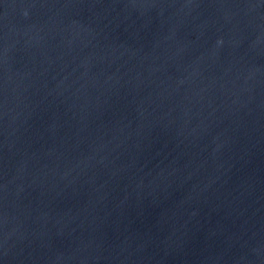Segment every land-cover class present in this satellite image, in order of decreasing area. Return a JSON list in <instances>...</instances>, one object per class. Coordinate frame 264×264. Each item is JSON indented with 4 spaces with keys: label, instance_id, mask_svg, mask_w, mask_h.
Returning a JSON list of instances; mask_svg holds the SVG:
<instances>
[{
    "label": "water",
    "instance_id": "1",
    "mask_svg": "<svg viewBox=\"0 0 264 264\" xmlns=\"http://www.w3.org/2000/svg\"><path fill=\"white\" fill-rule=\"evenodd\" d=\"M0 264H264V0H0Z\"/></svg>",
    "mask_w": 264,
    "mask_h": 264
}]
</instances>
